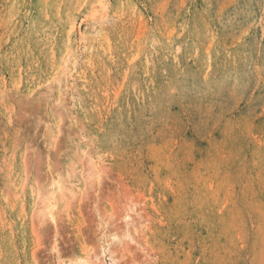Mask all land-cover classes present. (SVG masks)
Segmentation results:
<instances>
[{
    "label": "rangeland",
    "instance_id": "obj_1",
    "mask_svg": "<svg viewBox=\"0 0 264 264\" xmlns=\"http://www.w3.org/2000/svg\"><path fill=\"white\" fill-rule=\"evenodd\" d=\"M82 257L264 264V0H0V264Z\"/></svg>",
    "mask_w": 264,
    "mask_h": 264
},
{
    "label": "bare ground",
    "instance_id": "obj_2",
    "mask_svg": "<svg viewBox=\"0 0 264 264\" xmlns=\"http://www.w3.org/2000/svg\"><path fill=\"white\" fill-rule=\"evenodd\" d=\"M259 2V1H258ZM199 4V3H198ZM257 4V3H256ZM108 7V6H107ZM106 8V5H104V4H102V9H105ZM104 16H101L100 17V19L101 18H103ZM92 22H90V23H93V22H95L96 23V21H97V19L95 20V19H93V20H91ZM215 21V20H214ZM259 23V22H258ZM69 28V27H68ZM91 33V32H90ZM88 34V33H87ZM231 34V33H230ZM84 34H82V38L84 37L83 36ZM85 38V37H84ZM95 132V131H94ZM106 138V137H105ZM98 171V170H97ZM98 173V172H97ZM58 191V190H57ZM47 196H46V198H45V204H47V208L49 209V211H47L48 212V214L47 215H49V218H51V220L53 221H55V216H54V211L52 210V209H54L55 208V206H57V204H56V201H58L56 198V195L57 194H53V191L52 192H48L47 194H46ZM62 197V194L60 195V197L58 198V199H60ZM51 208V209H50ZM47 209V210H48ZM79 259V261H78V263L79 264H90V262H89V259L88 258H86V257H82V258H78ZM77 262V261H76ZM77 263V264H78Z\"/></svg>",
    "mask_w": 264,
    "mask_h": 264
}]
</instances>
